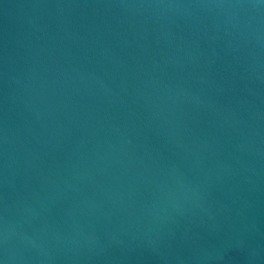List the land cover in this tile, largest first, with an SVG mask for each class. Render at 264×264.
Listing matches in <instances>:
<instances>
[{
    "label": "water",
    "instance_id": "water-1",
    "mask_svg": "<svg viewBox=\"0 0 264 264\" xmlns=\"http://www.w3.org/2000/svg\"><path fill=\"white\" fill-rule=\"evenodd\" d=\"M0 264H264V0H0Z\"/></svg>",
    "mask_w": 264,
    "mask_h": 264
}]
</instances>
